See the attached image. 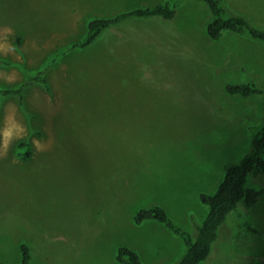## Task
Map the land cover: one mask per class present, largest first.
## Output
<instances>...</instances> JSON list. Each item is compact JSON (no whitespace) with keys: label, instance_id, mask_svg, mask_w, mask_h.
<instances>
[{"label":"rangeland","instance_id":"obj_1","mask_svg":"<svg viewBox=\"0 0 264 264\" xmlns=\"http://www.w3.org/2000/svg\"><path fill=\"white\" fill-rule=\"evenodd\" d=\"M160 1L0 0V89L45 73L24 86L23 108L0 97V262L20 264L26 243L31 264H117L121 246L142 264H177L183 240L134 215L158 205L194 237L208 212L200 194L248 152L264 94L225 85L264 89V43L228 30L211 40L202 5L126 19L71 48L91 19ZM224 1L264 29V0ZM248 183L264 188V174ZM212 248L201 264H264V196L238 206Z\"/></svg>","mask_w":264,"mask_h":264},{"label":"trees","instance_id":"obj_2","mask_svg":"<svg viewBox=\"0 0 264 264\" xmlns=\"http://www.w3.org/2000/svg\"><path fill=\"white\" fill-rule=\"evenodd\" d=\"M186 0H162L150 6L135 7L119 12L111 17H95L87 24L85 36L72 44L71 48L84 49L90 46L96 38L108 27L117 25L130 18L152 19L174 18L177 8ZM202 5L209 13V20L205 26L206 35L213 41L219 40L226 30L247 37L253 41L264 43V29L250 21L243 13L231 9L224 0H189ZM187 21L182 19L180 23ZM44 71L34 76H27L26 81L17 88L0 89V97L13 95L17 98L20 108H23V89L31 81L45 83ZM225 91L230 95L252 97L264 94L253 81L241 83H227ZM250 147L248 152L237 162H229L223 166V177L216 192L211 195L200 194V201L208 207V212L200 225H195L196 233L191 234L177 226L168 217L163 208L153 205L139 209L133 217L135 224L144 220H152L163 224L172 233L179 236L184 243L185 252L177 264H201L210 256L213 244L219 235L221 226L227 217L238 206L245 210H252L264 196V188L258 189L249 186L248 177L264 174V125L252 126ZM244 227L253 233L260 234L249 223ZM20 264H31V254L26 243L20 246ZM116 254L117 264H142L138 253L132 248L121 246ZM0 264H4L0 262ZM257 264V262L255 263Z\"/></svg>","mask_w":264,"mask_h":264}]
</instances>
